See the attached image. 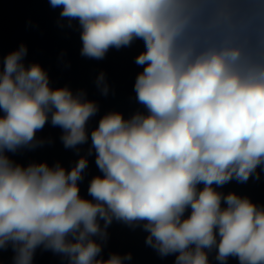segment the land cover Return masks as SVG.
I'll list each match as a JSON object with an SVG mask.
<instances>
[{"label":"clouds","instance_id":"9594fccd","mask_svg":"<svg viewBox=\"0 0 264 264\" xmlns=\"http://www.w3.org/2000/svg\"><path fill=\"white\" fill-rule=\"evenodd\" d=\"M81 29V55L103 59L136 39L144 50L134 91L147 109L125 119L109 112L91 131L103 176L78 181L88 160L67 171L59 163L12 161L6 152L35 147L51 119L66 148L88 141L98 111L85 93L53 89L39 64L25 66V45L0 70V249L13 264H32L38 247L68 264H124L131 254L97 259L113 220L142 224L146 244L175 264H264V207L226 196L213 185L246 182L264 168V0H50ZM102 94L109 88L101 72ZM203 184L199 189L197 185ZM222 200L226 207L221 206ZM191 213L186 218L188 208ZM104 224L101 226L100 221Z\"/></svg>","mask_w":264,"mask_h":264},{"label":"water","instance_id":"95a60500","mask_svg":"<svg viewBox=\"0 0 264 264\" xmlns=\"http://www.w3.org/2000/svg\"><path fill=\"white\" fill-rule=\"evenodd\" d=\"M61 7L53 8L50 0H0V70L3 59L9 53L19 49L23 44L27 53L23 58L25 66L39 64L49 77L53 89L67 87L74 94L83 91L85 98L98 105V111L87 124L88 141L75 148H66L61 139L63 129L53 126L51 119L43 129L36 132V140L42 143L35 147H22L6 155L15 163L27 166L30 163L46 162L50 167L59 163L70 171L81 157L88 160L87 168L78 181L79 194L82 198L92 200L88 194L90 181L95 176H103L96 165V153L91 147V131L98 127L100 119L109 112L122 113L125 119L137 111L147 114V109L138 102L134 84L143 66L135 63V58L144 50V43L136 39L130 46L110 48L103 59H94L81 55V29L77 20L71 25L66 18L60 17ZM103 72L109 91L102 94L96 80ZM0 115L3 112L0 111ZM259 178L253 174L246 182L232 179L223 186L213 185L216 191L224 194L235 193L247 197L251 202L264 207V168L256 170ZM202 189L204 185H197ZM222 207L226 204L222 200ZM191 213L189 207L186 218ZM101 226L104 222L100 221ZM107 240L101 241L102 251L97 259L107 260L110 255L121 257L131 254V260L124 264H175L176 254L161 256L153 247L146 244L148 232L142 224L131 227L123 222L113 220L107 228ZM15 253L11 245L0 249V264H13ZM210 264H220L216 260V249L208 251ZM32 264H68L61 254L38 247L33 255ZM226 264H239L237 257H229Z\"/></svg>","mask_w":264,"mask_h":264}]
</instances>
